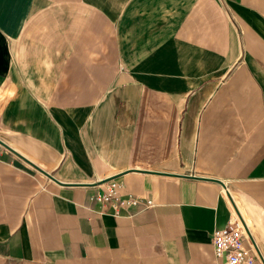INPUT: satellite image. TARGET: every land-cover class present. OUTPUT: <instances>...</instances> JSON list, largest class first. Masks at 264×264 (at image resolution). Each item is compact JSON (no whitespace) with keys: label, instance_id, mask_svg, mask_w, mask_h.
<instances>
[{"label":"crops","instance_id":"1","mask_svg":"<svg viewBox=\"0 0 264 264\" xmlns=\"http://www.w3.org/2000/svg\"><path fill=\"white\" fill-rule=\"evenodd\" d=\"M0 140V264H264V0H0Z\"/></svg>","mask_w":264,"mask_h":264},{"label":"built area","instance_id":"2","mask_svg":"<svg viewBox=\"0 0 264 264\" xmlns=\"http://www.w3.org/2000/svg\"><path fill=\"white\" fill-rule=\"evenodd\" d=\"M123 188L122 182L111 180L104 190H99L93 197L101 205L110 206L116 215H120L123 209L140 204L153 205V200L145 201L141 196L123 192ZM245 235V224L239 213L229 219L226 227L215 229L213 238L217 264H254L258 260L253 248L245 245Z\"/></svg>","mask_w":264,"mask_h":264},{"label":"water","instance_id":"3","mask_svg":"<svg viewBox=\"0 0 264 264\" xmlns=\"http://www.w3.org/2000/svg\"><path fill=\"white\" fill-rule=\"evenodd\" d=\"M0 143H2V144H4L5 146H7L2 140H0ZM8 147V146H7ZM224 186H225V189H227L226 188V185L225 184H223Z\"/></svg>","mask_w":264,"mask_h":264}]
</instances>
